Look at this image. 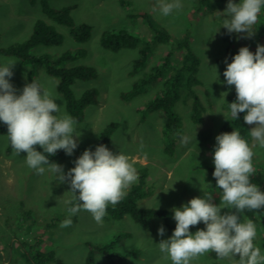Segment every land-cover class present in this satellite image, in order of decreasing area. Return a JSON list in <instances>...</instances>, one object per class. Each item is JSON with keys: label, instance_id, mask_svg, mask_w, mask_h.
I'll list each match as a JSON object with an SVG mask.
<instances>
[{"label": "rangeland", "instance_id": "374dc122", "mask_svg": "<svg viewBox=\"0 0 264 264\" xmlns=\"http://www.w3.org/2000/svg\"><path fill=\"white\" fill-rule=\"evenodd\" d=\"M43 1L0 0V48L27 41L37 22L44 21L64 41L39 46L32 54L55 59L84 52L65 66L92 67L98 77L77 81L72 90L81 97L96 89L99 97L76 123L58 91L59 79L50 76L44 65H23L16 57L0 55V126H22L8 134L0 132V264H31V247L40 238L41 251H55L60 264H87L88 244L112 242L120 253L140 250L138 257L130 256L131 264H264V233L252 227L234 204L264 197V112L253 111L247 119L252 149L248 161L232 158V137L221 132L229 117L227 101L235 92L244 93L256 78L252 64L241 63L239 71L229 64L225 36L232 37L234 48L259 59L264 69V36L254 25V15L262 10L260 0H208L204 7L198 0H46L56 9L74 6L75 23L92 27L91 40L83 44L72 38L68 27L44 13ZM145 14L165 28L172 41L155 45L146 66L132 75L139 50L112 52L101 46V38L106 31L126 30L151 40L154 31ZM185 38L200 58L198 76L203 85L197 92L206 111L202 122L195 124L188 106L176 105L184 134L169 156L163 135L167 116L155 111L143 121L139 111L160 86H149L128 101L122 95L162 63L173 43ZM174 58L181 62L183 53L175 51ZM30 107L38 109L26 112ZM112 123L118 127L110 142L101 144ZM24 130L39 136L60 132L59 140L48 147L62 149V156L43 164L31 155ZM205 167L224 173L222 192L212 188ZM142 169L148 170V194L138 205L169 211V225L175 228L164 220L144 226L129 216L107 221L89 207L68 209L80 194L113 205L137 184ZM25 211L32 213L30 218ZM249 233L257 248L254 254L242 250ZM119 235L123 237L115 240ZM92 264L109 262L96 253Z\"/></svg>", "mask_w": 264, "mask_h": 264}, {"label": "trees", "instance_id": "16d2710c", "mask_svg": "<svg viewBox=\"0 0 264 264\" xmlns=\"http://www.w3.org/2000/svg\"><path fill=\"white\" fill-rule=\"evenodd\" d=\"M200 7L207 5L208 0H198ZM259 4L262 8L254 15V25L258 28L261 35L264 36V2ZM44 13L53 21L70 29L72 38L79 44L87 43L92 37V27L88 24H76L71 13L75 9L69 6L62 9H56L49 5L48 1L43 3ZM146 21L150 24L153 33L151 40L135 36L129 31H106L101 38V46L112 52H119L124 49H138L140 56L135 60L132 75L138 73L146 66L151 52L155 45H168L172 41V36L162 26L155 24L144 15ZM63 36L58 33L53 26L44 21H38L31 37L19 44L11 45L7 48H0V55L12 56L18 58L23 65L31 64L44 65L50 76L59 79L58 91L66 100V108L72 119L76 123H81L84 118L85 110L88 106L98 103L99 92L96 89H89L81 97H76L72 86L77 81L94 80L98 77L97 71L92 67L77 66L66 67L65 64L75 56L80 57L84 52L79 51L75 55L65 53L59 58L45 56H34L32 51L39 46H59L62 45ZM228 43L227 58L229 64L235 71L240 70V64H252L256 72V78L250 81L244 93L235 92L227 101L229 107V117L223 125L221 132L232 137L231 156L237 161H248L252 157L250 146L251 131L248 123V116L256 110L264 112V69L260 67V61L257 58L248 57L247 50L234 48L231 36H225ZM174 44V43H173ZM171 50L164 55L161 64L152 68L149 74H145L133 84L130 91L122 95L125 101L131 100L146 91L149 86L159 85L160 90L154 99L148 101L146 105L139 110L142 113V120H146L147 115L155 111H162L167 116L168 122L164 130L165 153L173 156L176 152L178 142L183 138V126L180 114L176 111V105L182 102L187 105L190 111L191 120L195 124H200L203 120L206 108L204 107L197 88L203 83L199 79L200 58L193 51L189 39L185 38L178 44L173 45ZM175 51L183 53L181 62H176L174 58ZM33 73V72H32ZM31 73V74H32ZM232 103L235 105H232ZM38 108L30 107L26 112L36 111ZM118 127V124H110L102 134L101 144L110 142V136ZM20 124H10L0 126V132L8 134L11 131L21 129ZM29 145L30 153L33 157L39 159L43 164H49L58 160L62 156V149H49L48 144L59 140L60 132H55L49 136L31 135L24 130ZM213 189L222 192L225 187V175L221 171L205 167ZM147 169L139 172L138 182L134 184L126 193L119 195L113 205H106L99 198H85L83 194L77 196L68 204V209L76 212L89 207L93 211H99L103 219L107 221H118L126 216L131 217L137 224L148 226L153 220H164L170 229L175 228L169 225V211L163 209L143 208L138 205L148 194L146 190ZM260 171L256 172V175ZM264 189V176L261 179ZM236 207L242 216L252 225L264 233V197L258 202H238ZM30 211H25V215L30 218ZM249 224V225H250ZM181 235H184L182 229L178 228ZM251 232V231H250ZM119 235L115 240L121 239ZM43 240L40 238L31 247V264H60L55 251H41L40 246ZM115 242L108 245L89 246V255L87 264H92L94 255L101 253L108 259L109 264H131L130 256L134 253V258L138 257L140 250L129 252L127 254L113 250ZM255 240L249 233L248 242L242 245V250L248 254H254L257 250ZM264 249V240L262 242ZM218 264V263H215Z\"/></svg>", "mask_w": 264, "mask_h": 264}]
</instances>
